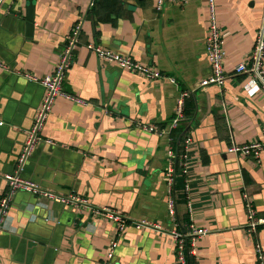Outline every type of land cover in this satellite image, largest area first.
Segmentation results:
<instances>
[{
  "label": "crops",
  "instance_id": "obj_1",
  "mask_svg": "<svg viewBox=\"0 0 264 264\" xmlns=\"http://www.w3.org/2000/svg\"><path fill=\"white\" fill-rule=\"evenodd\" d=\"M27 6V0H0V61L8 68L0 69V200L8 191L4 177L16 171L45 95L15 72L52 75L78 27L64 90L81 103L56 100L42 133L51 143L39 145L22 177L90 207L17 193L9 209L11 232L0 236V264H176L172 233L189 221L188 197L194 224L209 231L198 244L197 264H259L255 241L264 252V228L254 238L247 234L242 194L252 196L264 217V151L257 160L229 147L264 141V93L245 91L248 78L235 72L251 60L264 0L216 1L227 79L222 88L206 89L199 88L211 73L206 0H167L161 12L157 0H37L31 38ZM90 44L175 83L122 71L99 60ZM182 92L191 93L192 116L182 124L193 144L188 175L177 176L174 220L166 173L169 151H178L169 126ZM140 123L167 134L145 132ZM102 209L127 219L123 232L93 213ZM141 221L160 228L137 229L134 223Z\"/></svg>",
  "mask_w": 264,
  "mask_h": 264
},
{
  "label": "built area",
  "instance_id": "obj_2",
  "mask_svg": "<svg viewBox=\"0 0 264 264\" xmlns=\"http://www.w3.org/2000/svg\"><path fill=\"white\" fill-rule=\"evenodd\" d=\"M180 3H186L187 0H177ZM208 8L210 9V22L208 28V37L206 39V54L211 67V73L209 77L203 79L199 84L200 89H206L210 86H217L222 88L226 82L227 75L224 69L225 52H224V37L222 31L219 28L216 15V1L206 0ZM167 0H157V10L161 12L166 5ZM79 28L77 27L72 35L69 37L68 47L61 55V59L55 68L52 75L45 77H37L30 73L15 72L18 77L24 78L31 83L38 84L45 89V95L42 103L37 111L33 126L27 132L26 142L23 146L21 154L18 159V165L16 171L13 174L6 175L4 177L8 185V191L6 195L0 200V236L4 232H11L9 221V209L17 193H29L34 196L52 201L56 204H62L65 206L89 208L90 205L85 199L79 197H63L44 190L39 184L33 181H26L23 179L22 174L25 171V167L29 160L32 158L36 149L44 142L51 143L50 141H44L42 133L45 125L48 121L50 114L52 113L55 102L58 98L64 97L75 102L81 103L77 98H73L71 95L65 93L64 81L66 73L71 66L73 59V52L76 38L79 35ZM78 39V38H77ZM87 49L93 53L99 60L112 64L122 71L130 74L138 75L149 81H160L169 79L165 77L163 73L155 68H152L146 64L136 61L128 56H123L111 50L104 49L95 45H88ZM0 69L8 71L7 66L0 61ZM235 72L238 75H246L248 78L247 84L244 89L248 93H254L261 90L264 93V15L261 26L259 27L255 47L251 56V60L248 63H242L236 67ZM172 83H175L174 79H169ZM190 92H182L177 99L175 115L169 126V130L173 131L180 127L185 121V112L187 109V102L191 98ZM139 128L145 132L157 134L158 136H165L167 130L162 129L158 125H145L139 124ZM193 144L191 136H187L184 141L183 152L176 153L174 150L169 151L170 164L166 173L167 183V208L169 216L176 219V200H175V185L178 174L182 173L187 177L190 167V149ZM264 151V141L250 142L246 145H237L231 143L229 152L238 156H246L250 158L259 159L261 153ZM188 192V186H187ZM188 209H189V221L183 227H177L172 233V237L175 244L176 252V264H191V260L194 264H197L198 244L201 239L209 234V231L204 228L197 227L193 221L192 205L188 197ZM242 200L247 214V227L246 232L249 236L255 237L259 229L264 228V217L258 215L254 205L252 196L248 192H243ZM91 210V209H90ZM92 211V210H91ZM95 215L101 216L112 223H116L119 226L120 232H123L127 227V219L122 215L115 214L112 210L102 209L93 210ZM134 226L137 229L155 228L160 227L154 225L149 221L135 222ZM113 246V245H112ZM114 248V247H113ZM255 251L259 264H264V252L261 245L255 241ZM114 250L109 254V259L114 257Z\"/></svg>",
  "mask_w": 264,
  "mask_h": 264
},
{
  "label": "trees",
  "instance_id": "obj_3",
  "mask_svg": "<svg viewBox=\"0 0 264 264\" xmlns=\"http://www.w3.org/2000/svg\"><path fill=\"white\" fill-rule=\"evenodd\" d=\"M185 116L186 119L184 122L190 120V117L192 116V114L188 113V110L186 109L185 112ZM184 124H182V126L180 125L179 128L173 130L172 132V139H173V144L175 146L178 147V151L182 152L184 150V141L186 139L187 136H189V131L187 128L188 126H183ZM178 151L176 153H178ZM191 264H194V262L191 260Z\"/></svg>",
  "mask_w": 264,
  "mask_h": 264
},
{
  "label": "water",
  "instance_id": "obj_4",
  "mask_svg": "<svg viewBox=\"0 0 264 264\" xmlns=\"http://www.w3.org/2000/svg\"><path fill=\"white\" fill-rule=\"evenodd\" d=\"M27 36L29 38L33 37L35 31V8L37 0H27Z\"/></svg>",
  "mask_w": 264,
  "mask_h": 264
}]
</instances>
